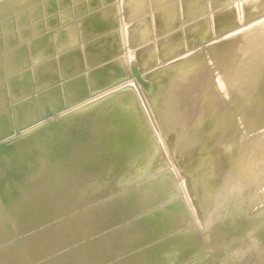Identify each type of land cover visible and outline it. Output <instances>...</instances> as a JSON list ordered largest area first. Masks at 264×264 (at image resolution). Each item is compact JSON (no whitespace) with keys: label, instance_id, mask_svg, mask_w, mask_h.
Here are the masks:
<instances>
[{"label":"rangeland","instance_id":"obj_1","mask_svg":"<svg viewBox=\"0 0 264 264\" xmlns=\"http://www.w3.org/2000/svg\"><path fill=\"white\" fill-rule=\"evenodd\" d=\"M0 2V264H264V0Z\"/></svg>","mask_w":264,"mask_h":264},{"label":"bare ground","instance_id":"obj_2","mask_svg":"<svg viewBox=\"0 0 264 264\" xmlns=\"http://www.w3.org/2000/svg\"><path fill=\"white\" fill-rule=\"evenodd\" d=\"M1 1V0H0ZM3 1V0H2ZM40 1H42V0H40ZM149 1V0H148ZM1 3V2H0ZM110 4V3H109ZM179 5V4H178ZM32 7V6H31ZM36 7V6H35ZM104 7V6H103ZM149 7V6H148ZM13 8H14V6H13V3H11V4H9V5H6V6H1L0 7V14L2 15L3 13H5V12H7V11H11V10H13ZM223 8V7H222ZM31 9H33V8H31ZM162 9V8H161ZM22 11V10H21ZM25 11V10H24ZM157 11H159V10H157ZM169 12V11H168ZM167 11H165L164 13H162V15H166L167 13H168ZM22 13H23V11H22ZM43 13V12H42ZM58 13V12H57ZM155 13V12H154ZM170 13H172V12H170ZM108 15V14H107ZM128 15V14H127ZM13 16V15H12ZM57 16V15H56ZM110 16V15H109ZM119 16V15H118ZM168 16V15H167ZM106 16H104V18H105ZM57 18V17H56ZM107 18V17H106ZM6 19V18H5ZM8 19V18H7ZM15 19V20H14ZM13 19V21L15 22V23H13L14 25L15 24H17L16 23V21L17 20H20V18L19 17H17V18H14ZM28 19V18H27ZM153 19V18H152ZM29 20V19H28ZM151 20V19H150ZM74 21V20H73ZM135 21V20H134ZM1 22V21H0ZM12 22V21H11ZM37 22V21H36ZM140 22V21H139ZM255 22V21H254ZM120 23V22H119ZM133 23V22H132ZM137 23V22H136ZM2 24V23H1ZM66 24V23H65ZM90 24V23H89ZM100 26L102 25V23H100L99 24ZM142 25V24H141ZM2 26V27H1ZM30 26V25H29ZM0 30H4L5 29V27H9V23H8V21H7V24H2V25H0ZM131 27V26H130ZM138 27V26H137ZM30 28V27H29ZM133 28V27H132ZM143 28H145V27H143ZM91 29V28H90ZM241 29V28H240ZM2 30V31H3ZM32 30V29H31ZM55 30V29H54ZM109 30V29H108ZM129 30V29H128ZM137 31L136 32H134L135 31V28H134V30L131 32L132 34H134V33H136V34H138L137 32H138V29H136ZM111 31V30H110ZM109 31V32H110ZM161 31H162V28H161ZM22 32V31H21ZM69 32V30L68 29H64V31L63 32H61V33H63L62 34V36H66V34ZM134 32V33H133ZM140 32H142V33H144L145 32V30L143 29V31H141L140 30ZM40 33V32H39ZM79 33V32H78ZM103 33V32H102ZM111 33V32H110ZM5 34V33H4ZM23 34V33H22ZM114 34H116V33H114ZM17 35V34H16ZM31 35V34H30ZM35 35V34H34ZM105 35H107V33L105 34ZM105 35H103V36H105ZM142 35L143 34H141V37H142ZM83 36V35H82ZM111 36H112V34H111ZM123 36V35H122ZM80 37V36H79ZM100 37H102V36H100ZM99 37V38H100ZM121 37V36H120ZM128 37H130V36H128ZM152 37V36H151ZM160 37V36H159ZM45 38V37H44ZM97 38V37H96ZM106 38V37H105ZM113 38V37H112ZM166 39H167V37H165ZM164 38V39H165ZM2 39V38H1ZM19 39V38H18ZM34 39V38H33ZM39 39V38H38ZM59 39V38H58ZM115 39H116V37H115ZM115 39H114V41H115ZM140 39V38H139ZM95 40V39H94ZM49 41V38H45V39H43L42 41H40V42H48ZM93 41V40H92ZM99 41V40H98ZM134 41V40H133ZM141 41V40H140ZM7 42H8V44L10 43L9 42V38L7 39ZM104 42H105V40H104ZM96 43V42H95ZM116 43V42H115ZM114 43V44H115ZM139 43H141V42H139ZM35 44V43H34ZM92 44V43H91ZM94 44V43H93ZM97 44V43H96ZM96 44H94V48L96 47L95 45ZM116 44H118V43H116ZM115 44V45H116ZM163 44V43H162ZM161 44V45H162ZM2 45H4V44H2ZM89 45V44H88ZM87 45V46H88ZM101 45V44H100ZM102 45H103V43H102ZM168 45V44H167ZM50 46V45H49ZM86 46V47H87ZM105 46V45H104ZM103 46V47H104ZM110 46V45H109ZM145 46V45H144ZM152 46V45H151ZM163 46V45H162ZM91 47H93L92 45H91ZM90 47V48H91ZM103 47H100L99 46V48H100V50H102L103 49ZM119 47V46H118ZM127 47H129V46H127ZM139 47V46H138ZM143 47V46H142ZM3 48H4V46H3ZM33 48V47H32ZM76 48V47H75ZM74 48V49H75ZM98 48V47H97ZM96 48V49H97ZM102 48V49H101ZM105 48V47H104ZM112 48V47H111ZM137 48V47H136ZM73 50V49H72ZM90 50V49H89ZM95 50V49H94ZM94 50H92V51H94ZM104 50L105 49H103L102 51H103V53L104 54H106L107 53V51H105L104 52ZM109 50H110V48H109ZM139 50V49H138ZM83 51V50H82ZM102 51H100V53L102 52ZM160 51V50H159ZM34 52V51H33ZM72 52H74L75 53V51H72ZM84 52V51H83ZM97 52H99V51H97ZM29 53H31V52H29ZM82 53V52H81ZM103 53H101L100 55H99V53H98V55L97 56H99V58L97 57V56H93V59L94 58H96L97 57V59L96 60H101L102 61V59H100L101 58V56L103 57ZM260 53V52H259ZM34 55L36 54V53H33ZM32 53H31V55H33ZM86 54V53H85ZM93 54V53H92ZM91 54V55H92ZM158 54V53H157ZM173 54V53H172ZM13 54H11V55H9V57L10 56H12ZM14 55H16V57L14 58H9V57H6V60L8 59H10V64H8V65H6V69L7 70H13V69H16V68H18L19 66L16 64L19 60H21V62H22V60H23V57H22V54H21V52H17V54H14ZM55 55V54H54ZM76 55V54H75ZM75 55L73 56V58H75ZM161 55V54H160ZM29 56V55H28ZM77 56V55H76ZM84 56V55H83ZM158 56V55H157ZM35 57V56H34ZM33 57V58H34ZM61 57V56H60ZM59 57V58H60ZM67 57V56H66ZM132 57V56H131ZM51 58V57H50ZM57 58V57H56ZM88 58H90V57H88ZM92 58V57H91ZM113 58V57H112ZM29 59V58H28ZM31 59V58H30ZM81 58H79V60H80ZM110 59H111V57H110ZM56 60V59H55ZM78 60V61H79ZM82 60V59H81ZM113 60V59H112ZM130 60V59H129ZM2 61V60H1ZM3 61H4V58H3ZM2 61V62H3ZM108 61V60H107ZM134 61H136V59L134 60ZM9 62V61H8ZM29 62H30V60H29ZM65 61H63V63H64ZM76 62V61H75ZM32 63V62H31ZM69 63L70 62H68V64H67V68H70V70H72L71 68H72V66H68L69 65ZM77 63V62H76ZM80 63V62H79ZM109 63V62H108ZM130 63H132V62H130ZM3 64H4V62H3ZM53 64V63H52ZM71 64H73V63H71ZM103 64V63H102ZM39 65V64H38ZM51 65V64H50ZM61 65H63V64H61ZM5 66V65H4ZM4 66H3V68H4ZM30 66V65H29ZM47 66V65H46ZM46 66H44V67H46ZM1 67V66H0ZM51 67V66H50ZM50 67H47V68H49V70H51V68ZM63 67H64V65H63ZM104 67V66H103ZM60 68V67H59ZM36 69H38V68H36ZM40 69V68H39ZM102 69V68H101ZM3 69L1 68V71H2ZM18 70V69H17ZM67 70V69H66ZM65 70V71H66ZM14 71V70H13ZM31 71V70H30ZM58 71V70H57ZM63 71H64V69H63ZM72 72V71H71ZM109 72H111V71H109ZM241 72V71H240ZM50 74H51V72H49ZM41 74V73H40ZM45 74V73H44ZM56 75V74H55ZM42 76V75H41ZM49 76H52V75H49ZM239 76V75H238ZM56 77V76H55ZM104 77V76H103ZM98 78V77H97ZM106 78V77H105ZM48 79V78H47ZM53 79V78H52ZM100 79V78H99ZM110 79V78H109ZM54 80V79H53ZM112 80V79H111ZM5 81V80H4ZM68 82V81H67ZM44 83V82H43ZM48 83V82H47ZM41 84V83H40ZM220 84V83H219ZM45 85V84H44ZM131 86V85H130ZM94 87V86H93ZM10 88V87H9ZM127 88V87H126ZM135 90H136V88H135ZM167 91V90H166ZM61 92V91H60ZM137 92V91H136ZM141 94V93H140ZM47 95H49V94H47ZM139 95V94H138ZM226 95V94H225ZM44 95H42V97H43ZM56 96H58V94L56 95V93H55V97ZM41 97V98H42ZM142 97V96H141ZM51 98V97H50ZM46 99V98H45ZM63 99V98H62ZM106 99V98H105ZM145 99H146V97H145ZM164 99V98H163ZM214 99V98H213ZM54 100H55V98H54ZM141 100V99H140ZM208 100V99H207ZM56 101V100H55ZM162 101V100H161ZM48 102H49V100H48ZM61 102V101H60ZM17 104V103H16ZM133 104V103H132ZM81 105V104H80ZM83 105V104H82ZM146 105V104H145ZM55 106V105H54ZM163 107V106H162ZM163 109V108H162ZM218 112H220V110L218 111ZM143 113V112H142ZM225 113V112H224ZM156 119V118H155ZM225 119V118H224ZM226 120V119H225ZM131 121H136V124H134V125H138V124H140L141 123V117H140V115H139V113H138V111H137V114H135V115H133V116H130V120H129V123H128V125H130L131 124ZM154 121V120H153ZM160 122H161V120H160ZM221 123V122H220ZM73 124V123H72ZM159 124V123H158ZM69 125H71V124H69ZM69 125H66V126H69ZM130 126H132V125H130ZM155 129V128H154ZM95 131V129H94V127L92 128V126L91 127H88V128H83V129H81V130H79V131H76L75 133H74V135L75 136H72V142H67V141H65L66 139V137H63V139H64V141H65V143H64V149L66 150V149H69L70 150V148H72V146H75L74 148H76V147H78V146H76L75 145V142L77 141V139L80 137V139L81 140H88V139H90V138H92V136H93V132ZM158 131V130H157ZM156 131V132H157ZM95 133V132H94ZM160 133V132H159ZM19 134V133H18ZM162 138V137H161ZM161 141V140H160ZM67 143V144H66ZM80 145L82 144V143H79ZM84 144V143H83ZM88 144V143H87ZM164 144V143H163ZM62 146V147H63ZM93 146V145H92ZM82 147H84L83 145H82ZM79 149V148H78ZM68 150V151H69ZM80 151V150H79ZM3 154V153H2ZM91 154V153H90ZM5 155V154H4ZM86 156V155H85ZM85 156H84V158H85ZM74 157V156H73ZM116 157V156H115ZM7 158V157H6ZM3 159V158H2ZM2 159H0V160H2ZM76 159V158H75ZM74 159V160H75ZM88 159V158H87ZM3 160H5V158L3 159ZM70 160H71V158H70ZM9 161V160H8ZM171 161V160H170ZM44 161H42V163H43ZM64 162V161H63ZM62 162V163H63ZM66 162V161H65ZM72 162V161H71ZM74 162V161H73ZM81 161H79V163H80ZM87 162V161H86ZM89 162V161H88ZM2 163V162H1ZM171 163V162H170ZM54 165V164H53ZM63 165V164H62ZM74 164H72V166H73ZM79 165V164H78ZM54 166H56V165H54ZM64 166V165H63ZM66 166V165H65ZM68 167H70V165L68 164L67 165ZM76 166V165H75ZM2 166H0V168H1ZM57 167V169H59L58 168V166H56ZM59 167H61V166H59ZM77 167V166H76ZM79 167V166H78ZM6 168V167H5ZM45 167H43V169H44ZM81 168V167H80ZM79 168V169H80ZM2 169V168H1ZM0 169V170H1ZM56 169V168H55ZM60 169H62V168H60ZM59 169V170H60ZM71 169V168H70ZM75 169V168H74ZM77 169V168H76ZM78 169V170H79ZM54 170V169H53ZM81 171V170H80ZM90 171V170H89ZM51 172V171H50ZM70 172V171H69ZM83 172H84V170H83ZM91 172V171H90ZM52 173V172H51ZM50 173V174H51ZM54 173V172H53ZM57 173H58V171H57ZM36 174V173H35ZM55 174L56 173H54L53 175L55 176ZM61 174V171H60V173L58 174V175H60ZM82 174V173H81ZM92 174H93V172H92ZM29 175H32V174H29ZM45 175V174H44ZM58 175H56V176H58ZM83 175V174H82ZM85 175V174H84ZM100 175V174H99ZM28 176V175H27ZM34 176V175H33ZM62 176L64 177V174L62 173ZM69 176V175H68ZM18 177V178H17ZM17 181L18 182H20L19 184L21 185L22 184V182L23 181H25L24 179H25V176H23L22 175V173H20V174H18L17 175ZM61 177V176H60ZM63 177H61L62 178V180H63ZM79 177V176H78ZM49 178H50V176H49ZM56 178V177H55ZM61 178H59V176L57 177V179H61ZM81 178V177H80ZM37 180V179H36ZM50 180H52L51 178H50ZM62 180H61V182H62ZM32 181V180H31ZM14 182V181H13ZM16 182V181H15ZM33 182V181H32ZM36 182V181H35ZM38 182H39V180H38ZM37 182V183H38ZM58 182V181H57ZM60 182V181H59ZM178 182V181H177ZM7 183V182H6ZM37 183H36V185H37ZM64 183V182H63ZM63 183H61V184H63ZM68 183V182H67ZM30 184V183H29ZM46 184H48L47 182H46ZM51 184V183H50ZM55 184H57L56 182H55ZM60 184V185H61ZM7 185V184H6ZM75 185V184H74ZM50 186V185H49ZM52 186V185H51ZM53 186H57V185H54V182H53ZM52 186V187H53ZM6 187V186H5ZM37 187V186H36ZM52 187H50V188H52ZM7 188V187H6ZM44 188H46V187H44ZM47 188H48V185H47ZM64 188V187H63ZM1 189V188H0ZM19 189H21L20 187H19ZM59 189V188H58ZM66 189V188H65ZM53 190V189H52ZM52 190H50L51 192L49 193V194H51L52 195V192L55 190V188H54V190L52 191ZM4 191H6V190H4ZM56 191V190H55ZM54 191V192H55ZM60 191V190H59ZM61 191H63V190H61ZM3 192V191H2ZM22 192V191H21ZM27 192V191H26ZM43 192V191H42ZM57 192V191H56ZM192 192V191H191ZM195 192V191H194ZM200 192V191H199ZM68 193V192H67ZM58 195V194H57ZM69 195V194H68ZM37 196V195H36ZM33 197V196H32ZM46 197V196H45ZM52 197V196H51ZM67 197V196H66ZM251 197V196H250ZM6 198H7V195H6ZM28 199V198H27ZM52 199V198H51ZM176 199V198H175ZM16 200H18V199H16ZM29 200V199H28ZM65 200V199H64ZM63 200V201H64ZM11 201V200H10ZM9 201V202H10ZM66 201V200H65ZM11 203V202H10ZM37 203V202H36ZM110 203V202H109ZM111 203H112V201H111ZM1 204V203H0ZM14 204H17L16 202L14 203ZM65 204V203H64ZM103 204V203H102ZM108 204V203H107ZM10 204H8V206H9ZM36 205V204H35ZM62 205V204H61ZM66 205V204H65ZM94 205V204H93ZM4 207V206H3ZM5 207H7V204H6V206ZM11 207V206H10ZM9 207V209L11 210V208ZM58 207V206H57ZM20 208H22V207H20ZM102 208H104L103 206H102ZM215 208V207H214ZM19 209V208H18ZM62 209V208H61ZM32 210V209H31ZM34 210V209H33ZM37 210H39V209H37ZM43 210V209H42ZM28 211H30V210H28ZM36 211V210H35ZM57 211V210H56ZM82 211V210H81ZM13 212V211H12ZM37 212V211H36ZM5 213V212H4ZM18 213V212H17ZM30 213V212H29ZM38 213V212H37ZM22 214V213H21ZM24 214H26V213H24ZM36 214V213H35ZM59 214V213H58ZM36 215H38V214H36ZM35 215V216H36ZM41 215V214H40ZM19 216V215H18ZM21 216V215H20ZM41 216H43V215H41ZM3 217V216H2ZM24 216H21V218H23ZM43 218V217H42ZM233 218V217H232ZM64 219V218H63ZM71 219V218H70ZM65 220V219H64ZM54 221V220H53ZM67 221V220H66ZM11 222V221H10ZM243 222V221H242ZM27 223V222H26ZM245 223V222H244ZM48 224H50V223H48ZM53 224V223H52ZM65 224V223H64ZM67 224V223H66ZM65 224V225H66ZM241 224V223H240ZM51 225V224H50ZM9 226V225H8ZM35 226V225H34ZM33 226V227H34ZM47 227V226H46ZM2 229V228H1ZM48 229V228H47ZM47 229H46V231H47ZM231 229V228H230ZM64 230H66V227H65V229ZM68 230V229H67ZM71 230V229H70ZM225 230V229H224ZM1 231H3V229L2 230H0V234H1ZM49 231V230H48ZM261 231V230H260ZM5 232V231H4ZM68 232V233H67ZM62 233H64V232H62ZM66 233H67V237L69 238V236L71 237V235H69V230L68 231H66ZM55 234V233H54ZM230 234V233H229ZM2 235V234H1ZM0 235V236H1ZM42 235V234H41ZM51 235V234H50ZM49 235V236H50ZM3 236V235H2ZM235 236V235H234ZM261 236H262V234H261ZM33 238V237H32ZM39 238V237H38ZM51 238V237H50ZM263 238V237H262ZM54 239V238H53ZM70 239V238H69ZM78 239V238H77ZM51 241H52V238H51ZM50 243V242H49ZM54 243V240H53V242L52 243H50V244H53ZM36 244V243H35ZM48 246V245H47ZM50 247H51V245H50ZM46 250H48V251H51V250H49V249H47V248H45ZM43 250V251H46V250ZM87 250V249H86ZM3 251V250H2ZM84 251V250H83ZM98 251V250H97ZM6 253V252H5ZM9 253V252H8ZM20 254V251L19 252H17V254ZM96 252H94V254H95ZM100 254V253H99ZM109 254V253H108ZM9 255V254H8ZM43 255H44V253H43ZM97 255V254H96ZM14 256V255H13ZM2 257V256H1ZM85 257H86V255H85ZM98 257V256H97ZM6 258H8V259H12L11 257L9 258V256H7ZM84 258V257H83ZM64 259L66 260V258H64V256H63V258L60 260H58V261H56V262H54L55 264H64ZM69 260V259H68ZM55 261V260H54ZM131 261V260H130ZM15 263V262H14ZM49 263V262H48ZM67 263H68V261H67ZM101 263V262H100ZM221 263V262H220ZM50 264V263H49ZM91 264V263H90ZM94 264V263H93Z\"/></svg>","mask_w":264,"mask_h":264}]
</instances>
